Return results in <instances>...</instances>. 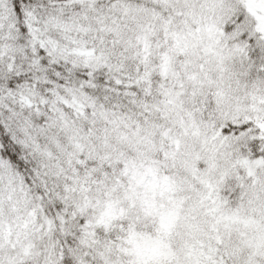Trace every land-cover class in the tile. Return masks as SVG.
<instances>
[{
  "label": "snow or ice",
  "instance_id": "obj_1",
  "mask_svg": "<svg viewBox=\"0 0 264 264\" xmlns=\"http://www.w3.org/2000/svg\"><path fill=\"white\" fill-rule=\"evenodd\" d=\"M0 264H264V0H0Z\"/></svg>",
  "mask_w": 264,
  "mask_h": 264
}]
</instances>
